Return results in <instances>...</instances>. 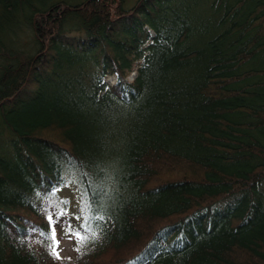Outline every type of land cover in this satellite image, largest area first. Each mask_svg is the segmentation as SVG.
Segmentation results:
<instances>
[{
  "label": "trees",
  "instance_id": "1",
  "mask_svg": "<svg viewBox=\"0 0 264 264\" xmlns=\"http://www.w3.org/2000/svg\"><path fill=\"white\" fill-rule=\"evenodd\" d=\"M128 2L0 0V236L20 250L0 264L33 262L40 238L49 251L43 216L63 221L67 182L84 211L57 223L84 234L89 217L91 264H264V70L243 71L264 0ZM139 96L140 130L106 179L93 156L112 117L97 106ZM105 236L126 247L106 254Z\"/></svg>",
  "mask_w": 264,
  "mask_h": 264
},
{
  "label": "rangeland",
  "instance_id": "2",
  "mask_svg": "<svg viewBox=\"0 0 264 264\" xmlns=\"http://www.w3.org/2000/svg\"><path fill=\"white\" fill-rule=\"evenodd\" d=\"M134 1L135 0H129L130 3L128 2L127 6L130 7L134 3ZM256 1L258 0H252V2H256ZM255 44L259 45V49H258L259 52L255 56L256 59L254 60L252 64L244 66L243 71L253 72V73L256 72V74H261L262 71L264 70V38H257L255 41ZM241 72L242 71H240V73ZM135 77H136V74L131 73L128 76V79L130 80L131 83H133ZM260 81H262L263 83L264 78H262ZM258 82L259 81H253L251 83H258ZM119 100L116 98H112V100L109 101L108 103H104V104L99 103L97 106L98 115L103 116L104 118H106V115H109L110 117H112V120L110 123V132H109L110 134L100 131L101 137L107 138V140H103V145H106L105 150L100 151L99 152L100 154L95 153L93 156L96 167L98 166L96 170L100 171L104 169L106 172V179H107V174H111V176L118 175V171H120L118 165H121V163H123L121 159L125 158L124 152H127L126 149L129 147L131 143L130 140L127 139V133L128 132L131 133V131H135L138 129L140 130L139 120L141 118V115H143V110L146 109L144 96L143 97L139 96L130 105L124 104L122 100L120 101ZM141 107H142V110H139V112H137V109ZM131 113L132 114L134 113L132 118L129 117L131 116ZM119 129L122 131L117 132V130ZM134 133H132L131 135L133 136ZM80 152L84 153V150H81ZM120 155H122L121 156L122 158L120 157ZM112 177L108 182H112ZM104 186L107 188L106 185ZM115 190L116 189L110 190L111 197L115 195L113 193ZM118 191L119 190L117 189V195L120 196L122 192L121 191L118 192ZM59 195L63 199L64 198L68 199L69 204H70L68 211H66L63 217V221H68L69 218L75 219L78 215H82V212L84 211V205H83L84 194L79 184L74 185L72 182H67V185L63 189H60ZM111 197H108V199ZM107 206L108 204L102 206L101 209H105ZM111 216L112 215L107 214L106 216L103 217L102 222H105L111 219L110 218ZM43 220L45 221V226H47L49 229V234L51 235L53 231L55 233V241L57 242L56 247H55V252L58 253V256L50 254V250L48 252L45 251L43 249L44 247L40 248V245L43 244V239L40 238V239H37L35 242H32L31 244L30 251L35 252V256H33L34 263L30 261L29 264L31 263L32 264H35V263H39V264H91L90 261L99 254L100 251L97 252L98 246L92 244L89 246L88 248L89 250L85 249L84 247H81V248L89 252H94L95 254L93 255V257L83 258L79 256L80 252L79 250H77V238L75 235V233L77 232H75L70 227L61 228L62 224L59 225L57 222L62 223L63 222L62 217L43 216ZM220 226L221 225H218L217 223H215V226L208 229V231L210 232H207V233H211L209 236H211L215 231H219L221 229ZM221 227L224 228L223 225ZM100 234L101 232L98 234V237H100ZM202 234H203L202 232L199 234H195L194 239H193L194 244L191 243L192 245L190 247L203 241L206 234L205 236ZM3 238L4 236L1 235L0 236V249L3 250V254L6 257H10L11 253L17 256V253L20 251L19 248L16 245L12 246L11 243H9V241L7 240L5 241V238H4V241H2ZM133 241L134 240H132L131 243H134ZM122 243H124V241L121 243H116L114 240L111 239V237L107 239V236H105L103 239V243L101 244V251L106 252L107 250H109L106 253L108 255L109 253L114 254L117 251L120 252L123 248L126 247V246L120 247ZM1 245H2V248H1ZM185 253L186 251L181 254L178 253L177 255L180 254L179 256L175 255L178 258L172 256L171 261L173 263L180 261ZM101 254L103 255V253ZM45 256H48V260H45L46 259ZM158 261L159 260H156V259L152 260L150 264H159ZM23 264H28V262H23Z\"/></svg>",
  "mask_w": 264,
  "mask_h": 264
},
{
  "label": "snow or ice",
  "instance_id": "3",
  "mask_svg": "<svg viewBox=\"0 0 264 264\" xmlns=\"http://www.w3.org/2000/svg\"><path fill=\"white\" fill-rule=\"evenodd\" d=\"M89 217H85V226H84V234H81L80 232L75 233L76 238H77V250H79L80 247H83L88 240L91 239H96L98 238V231L94 228L91 227L90 224L87 223ZM92 219L95 220H102L103 219V215H95L94 217H92ZM48 239L50 240V245H49V250H50V254L56 255L58 256V253L55 252V247L57 242L55 241V233L53 231V233L48 237Z\"/></svg>",
  "mask_w": 264,
  "mask_h": 264
}]
</instances>
